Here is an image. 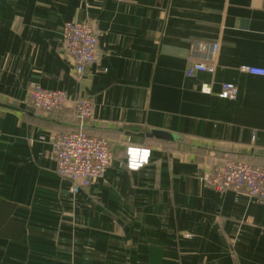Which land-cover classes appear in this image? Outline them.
Returning <instances> with one entry per match:
<instances>
[{
    "label": "crops",
    "instance_id": "crops-1",
    "mask_svg": "<svg viewBox=\"0 0 264 264\" xmlns=\"http://www.w3.org/2000/svg\"><path fill=\"white\" fill-rule=\"evenodd\" d=\"M67 22L95 26L82 78ZM197 43L219 44L214 75L193 70ZM243 67L264 69V0H0V264H264V202L204 185L228 160L264 164V76ZM34 87L92 99L86 132L111 142L76 196L52 149L79 123L36 110ZM130 149L148 163L130 169Z\"/></svg>",
    "mask_w": 264,
    "mask_h": 264
},
{
    "label": "built area",
    "instance_id": "built-area-1",
    "mask_svg": "<svg viewBox=\"0 0 264 264\" xmlns=\"http://www.w3.org/2000/svg\"><path fill=\"white\" fill-rule=\"evenodd\" d=\"M63 43L75 63V72L82 78L98 61V39L90 22H67L62 30ZM197 57H191L193 70L214 75L215 60L219 52L218 43H197L194 45ZM211 60V61H210ZM243 72L264 76L263 68L243 67ZM204 93L211 89L205 86ZM238 87L234 84H223L219 97L235 100ZM30 103L39 111L49 114L73 110L75 119L82 127L94 117L92 99H71L62 90L34 87L30 92ZM52 155L57 165V172L71 183L74 196L89 189L93 183L102 178L109 168L114 154L111 142L103 137L93 136L83 129L62 131L55 135ZM150 151H128L126 164L130 169H138L148 163ZM204 185L218 192L246 191L249 196L264 202V164L243 159H231L208 171Z\"/></svg>",
    "mask_w": 264,
    "mask_h": 264
},
{
    "label": "water",
    "instance_id": "water-1",
    "mask_svg": "<svg viewBox=\"0 0 264 264\" xmlns=\"http://www.w3.org/2000/svg\"><path fill=\"white\" fill-rule=\"evenodd\" d=\"M93 26V25H92ZM93 29L96 33L95 30V26H93ZM2 107L7 108L8 106H4V105H0ZM78 129H83L86 131L87 126H78ZM146 136L150 139H155V140H159V141H165V142H177L178 140H180V138L172 133L166 132V131H160V130H152L150 133L146 134Z\"/></svg>",
    "mask_w": 264,
    "mask_h": 264
}]
</instances>
